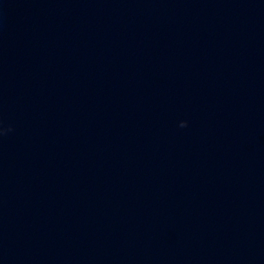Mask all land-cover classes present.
Here are the masks:
<instances>
[{
  "label": "water",
  "instance_id": "95a60500",
  "mask_svg": "<svg viewBox=\"0 0 264 264\" xmlns=\"http://www.w3.org/2000/svg\"><path fill=\"white\" fill-rule=\"evenodd\" d=\"M0 264H264V0H0Z\"/></svg>",
  "mask_w": 264,
  "mask_h": 264
}]
</instances>
